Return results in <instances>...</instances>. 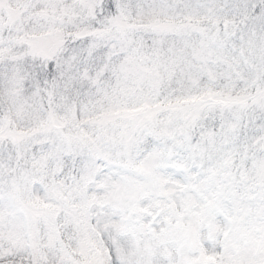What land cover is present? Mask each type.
I'll use <instances>...</instances> for the list:
<instances>
[{
  "label": "snow or ice",
  "instance_id": "6c2138e0",
  "mask_svg": "<svg viewBox=\"0 0 264 264\" xmlns=\"http://www.w3.org/2000/svg\"><path fill=\"white\" fill-rule=\"evenodd\" d=\"M0 264H264V0H0Z\"/></svg>",
  "mask_w": 264,
  "mask_h": 264
}]
</instances>
